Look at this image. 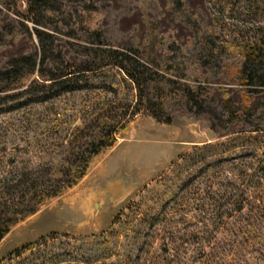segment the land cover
<instances>
[{
	"label": "rangeland",
	"instance_id": "374dc122",
	"mask_svg": "<svg viewBox=\"0 0 264 264\" xmlns=\"http://www.w3.org/2000/svg\"><path fill=\"white\" fill-rule=\"evenodd\" d=\"M257 46L264 0H0V206L47 185L92 110H125L84 176L10 226L0 264H264V68L242 67ZM115 53L147 67L142 103ZM73 71L88 90L47 89Z\"/></svg>",
	"mask_w": 264,
	"mask_h": 264
},
{
	"label": "trees",
	"instance_id": "16d2710c",
	"mask_svg": "<svg viewBox=\"0 0 264 264\" xmlns=\"http://www.w3.org/2000/svg\"><path fill=\"white\" fill-rule=\"evenodd\" d=\"M33 22L35 25L42 24L39 21ZM34 33L39 39L43 35L42 31L38 29H34ZM41 48L43 49L42 44ZM254 50L246 51L242 65L243 70H246L249 66H251L253 73L255 71L259 72V70L264 68V49H262L261 46H257ZM117 55L120 54L115 53L113 55L114 58H117ZM120 56L121 58H124L123 61H121V59L120 61L119 59H116L113 63V67L119 71L121 70L125 72L127 76L131 78L132 85L136 91V103L140 104L143 102L144 98L147 97L146 91L148 86L146 85V74H148V69L127 55L123 54ZM16 62L17 61L11 62V71L9 70L5 73L7 77L14 72ZM40 63L42 64V61H40ZM124 64H126L129 69H127ZM29 66L30 64L28 67ZM41 66L40 68H42ZM81 75H84L81 74V71H73L62 75H49V79L45 80L47 81V89L52 90L57 87L69 85L72 86V88L65 89L66 92L88 90V87H85V84L89 81L88 78H85V81L80 83V85H77V81L84 78V76ZM259 76L262 77L260 74ZM73 84L76 85L73 87ZM148 102H150V100ZM112 109L116 110L114 107ZM112 109L110 107H101L91 111V118L89 123L85 125V129L91 128L92 132L82 136L84 141L82 144H79L76 148L77 150L72 148L75 144L70 139L61 143V146L65 149L64 156H66V158L59 162L60 166L57 164L54 165V167H51L50 164L47 163V185L39 183V179L37 180V177L33 179L32 177L27 178L25 179L23 188H25L24 190L28 189L29 196H24L22 199L20 197V203H18V205L14 208L5 203L0 206V239L8 233L10 226L15 224L19 219L25 218L28 215L37 212L38 208L45 200L54 198L64 189L75 185L84 176L91 158L100 153L103 149L110 148L115 144L118 133L124 128V122L122 123V121L125 119L123 116L125 110L123 115H119V111L116 110L117 113L112 116L110 113ZM145 109L153 118L160 120V117L156 114L157 111L162 110L159 105H145ZM136 113L137 109L133 108L129 114L135 115ZM84 122L85 121H83V125ZM165 122L169 123V120L167 119ZM82 131L83 129L81 132ZM65 166H68V168L64 169ZM56 167L58 168L55 169ZM40 175H42V173ZM26 177L27 175H25V178ZM21 178L22 175L19 179ZM255 215L256 213L250 220L256 221L257 218H255Z\"/></svg>",
	"mask_w": 264,
	"mask_h": 264
}]
</instances>
